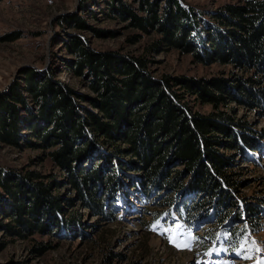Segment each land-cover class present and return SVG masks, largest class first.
I'll return each instance as SVG.
<instances>
[{
    "label": "trees",
    "instance_id": "1",
    "mask_svg": "<svg viewBox=\"0 0 264 264\" xmlns=\"http://www.w3.org/2000/svg\"><path fill=\"white\" fill-rule=\"evenodd\" d=\"M137 1L146 13L143 16L120 0L110 13L122 18L129 14L140 29L159 31L163 38L154 41L150 51L173 46L192 52L199 62L243 66L254 75H232L233 82L225 77L205 82L190 79L183 83L188 92L216 108L238 102L264 115V0L226 4L223 9L202 13L204 16L192 6H185L184 0ZM162 3L165 8L160 10ZM109 4L114 5L113 0ZM78 15H62L57 23L63 28L89 31L91 27ZM62 38L59 42L66 40L65 50L70 55L62 59L64 67L74 76L92 79L89 87L98 97L80 98L89 101L100 114L76 107L74 98L78 93L56 78V70L50 68L53 63L42 71L27 68L0 95V142L20 147V140L25 138L28 147L57 146L48 156L69 173L73 190L97 215L109 216L106 195L119 185L117 167L129 175L132 186L142 195L155 194L161 207L173 210L175 205L179 206L177 211L204 217L212 211L215 222L221 225L243 218L253 222V205L246 203L241 208L243 199L236 192L241 182L235 176L237 172L230 169L236 161L216 147L221 144L249 157L260 150L264 133L253 131L248 120L225 112L206 116L192 111L182 102L175 79L170 75L153 79L146 56H118L97 50L85 33H66ZM24 128L28 134L21 137ZM89 128L108 143L97 142L98 136H91ZM101 144L106 151L97 159L103 164L97 168L98 160L92 159L88 168L82 166L90 163L92 150ZM177 162L183 165V171L172 168ZM0 186V215L11 217L15 223L6 225L9 232H54L60 219L61 231L73 229L74 216L64 219L59 210L54 212L60 206L56 197L47 198L51 184L43 183L36 172L0 166ZM174 196L175 201L171 200ZM35 209L41 213L34 214ZM52 214L53 219L48 220L46 217ZM162 214L158 211L156 219ZM51 224L54 226L49 227ZM229 232L235 233L234 229Z\"/></svg>",
    "mask_w": 264,
    "mask_h": 264
},
{
    "label": "rangeland",
    "instance_id": "2",
    "mask_svg": "<svg viewBox=\"0 0 264 264\" xmlns=\"http://www.w3.org/2000/svg\"><path fill=\"white\" fill-rule=\"evenodd\" d=\"M92 1L0 0V95L6 93L27 68L42 71L53 63L50 68L56 70V78L78 93V97H72L76 107L99 115L95 106L80 98L98 97L89 87L92 79L72 75L62 60L70 58L65 50L66 40L59 42L62 36L66 33H85L90 38L91 47L97 50H108L118 56H146L153 79L158 80L164 75L175 79L182 102L188 104L192 111L206 116L225 112L231 117L248 120L253 131L264 133V115L257 110H251L238 102L216 108L210 103H203L196 94L188 92L183 84L190 79L205 82L220 77L233 82L232 75L249 78L254 77L252 72H246L243 66L233 64H205L199 62L192 52H184L173 46H160L150 51L151 44L163 38L159 31L140 29L133 24L134 19H130L129 14L125 18L118 15L114 17L110 11L118 0H113L114 5L109 4V0ZM120 1L130 6L138 16L146 14L140 10L139 1ZM182 2L202 14L223 9L226 4H241L242 0ZM163 8L164 3L160 4L159 9ZM67 14H73L74 17L81 15L91 29L87 31L58 25L62 15ZM182 77L185 78L183 82L180 80ZM88 132L91 136H98L97 142H107L104 136L91 128ZM27 134L24 128L21 137ZM25 141V138L20 140V147L0 142V166L19 172H36L43 183L51 184V194L47 198L56 197L57 205L60 206L54 212L59 210L64 219L74 216L75 220L71 223V231H61L63 221L59 218L58 228L51 227L54 232L26 229L23 235L9 232L6 225L15 223L11 217L1 214L0 264H264V141L260 144V150L249 157L221 144L216 147L221 154L236 161L230 164V169L237 172L235 176L241 182L236 190L239 199H243L241 208H245L248 203L255 210L251 219L253 222L243 218L233 222L227 220L225 225L215 222L212 211L204 217L194 212L182 213V209L177 211L179 206L175 205L173 210L161 207L160 199L155 194L150 197L142 195L139 189L132 186L129 175L126 176L117 167L115 180L119 181V185L110 191L112 193H104L107 196V215L117 218L97 215L73 190L69 173L48 156L58 147H28ZM102 145L95 146L90 163L82 166L88 168L92 159L98 160L100 153L106 151L102 150L105 147ZM98 150L100 152L97 153ZM170 155L173 156L172 153ZM99 163L103 164L98 160L97 168ZM174 164L176 167L173 166V169L183 171L182 164ZM103 168L102 172L105 171ZM171 200L175 201V196ZM158 211L163 214L156 219ZM36 213L41 212L35 209ZM51 217L53 219V214L46 218L50 220ZM229 229H234L235 233L232 234Z\"/></svg>",
    "mask_w": 264,
    "mask_h": 264
},
{
    "label": "snow or ice",
    "instance_id": "3",
    "mask_svg": "<svg viewBox=\"0 0 264 264\" xmlns=\"http://www.w3.org/2000/svg\"><path fill=\"white\" fill-rule=\"evenodd\" d=\"M185 246H187V245H185Z\"/></svg>",
    "mask_w": 264,
    "mask_h": 264
}]
</instances>
